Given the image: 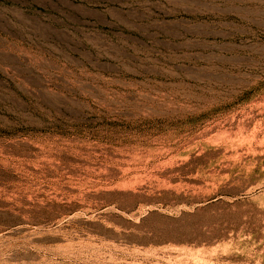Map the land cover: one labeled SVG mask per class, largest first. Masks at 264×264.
<instances>
[{
	"label": "rangeland",
	"instance_id": "1",
	"mask_svg": "<svg viewBox=\"0 0 264 264\" xmlns=\"http://www.w3.org/2000/svg\"><path fill=\"white\" fill-rule=\"evenodd\" d=\"M0 264H264V0H0Z\"/></svg>",
	"mask_w": 264,
	"mask_h": 264
}]
</instances>
